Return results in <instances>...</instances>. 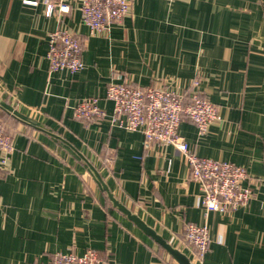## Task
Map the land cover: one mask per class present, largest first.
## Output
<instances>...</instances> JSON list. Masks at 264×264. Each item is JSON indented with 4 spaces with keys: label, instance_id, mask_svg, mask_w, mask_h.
<instances>
[{
    "label": "crops",
    "instance_id": "0c3cea01",
    "mask_svg": "<svg viewBox=\"0 0 264 264\" xmlns=\"http://www.w3.org/2000/svg\"><path fill=\"white\" fill-rule=\"evenodd\" d=\"M80 2L67 0L68 13L47 16L44 0H0V119L14 140L8 168L0 167V264H50L57 254L87 250L114 264H177L113 207L58 138L192 263L188 224L207 225L210 234L196 264H264V0H133L101 35L90 34ZM57 29L82 41L81 71H50L49 34ZM116 72L141 89L197 93L216 105L206 135L187 119L179 134L197 156L244 167L250 203L206 213L184 156L172 146L146 149L141 132L113 122L106 92ZM88 98L104 118H75Z\"/></svg>",
    "mask_w": 264,
    "mask_h": 264
},
{
    "label": "built area",
    "instance_id": "2783aa9c",
    "mask_svg": "<svg viewBox=\"0 0 264 264\" xmlns=\"http://www.w3.org/2000/svg\"><path fill=\"white\" fill-rule=\"evenodd\" d=\"M67 0H44L46 15L56 11H70ZM30 5L37 2L26 1ZM133 0H81L80 12L90 34L101 35L108 32L113 24L122 22L132 10ZM48 61L51 72L68 71L77 73L84 67L82 61L83 43L66 29H57L49 34ZM197 84V83H195ZM106 97L114 104L113 120L119 127L129 131H139L144 135L146 149L153 145L172 146L184 156L190 170V178L200 184L203 193L202 207L206 213L227 214L247 206L254 190L244 186L248 174L244 167L231 162L213 160L197 156L185 138L179 134L181 123L187 119L198 129L199 134H207L210 126L217 121L219 110L216 105L197 93L185 95L160 87L141 89L132 85L127 75L116 72L109 84ZM83 122H95L105 117L96 98L80 102L74 113ZM14 152V140L6 132L0 119V167L7 169ZM187 242L194 252L193 264L202 263L210 250V234L207 225L188 224L185 228ZM50 264H114L102 258L95 250L84 254H57Z\"/></svg>",
    "mask_w": 264,
    "mask_h": 264
},
{
    "label": "water",
    "instance_id": "95a60500",
    "mask_svg": "<svg viewBox=\"0 0 264 264\" xmlns=\"http://www.w3.org/2000/svg\"><path fill=\"white\" fill-rule=\"evenodd\" d=\"M60 141H63L67 144L73 152L87 165L90 172L93 174L95 179L99 182L102 189L106 192L108 199L112 203L113 207L116 208L120 213H122L130 222H132L138 229H140L145 235L150 237L154 242L160 245L175 261L177 264H193L188 256L183 254L178 249L172 247L162 236H160L154 229L149 227L138 215L132 213L125 205L119 202L114 195L110 192L108 186L103 181L101 175L97 169L75 148H73L66 141L58 138Z\"/></svg>",
    "mask_w": 264,
    "mask_h": 264
},
{
    "label": "trees",
    "instance_id": "16d2710c",
    "mask_svg": "<svg viewBox=\"0 0 264 264\" xmlns=\"http://www.w3.org/2000/svg\"><path fill=\"white\" fill-rule=\"evenodd\" d=\"M190 96L188 95V96H185V98H189ZM6 132L8 133V134H11L10 132H8L7 131V129H6Z\"/></svg>",
    "mask_w": 264,
    "mask_h": 264
}]
</instances>
